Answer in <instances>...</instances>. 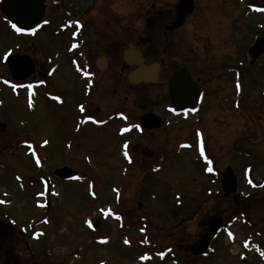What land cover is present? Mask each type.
Returning <instances> with one entry per match:
<instances>
[{
  "label": "rangeland",
  "instance_id": "obj_1",
  "mask_svg": "<svg viewBox=\"0 0 264 264\" xmlns=\"http://www.w3.org/2000/svg\"><path fill=\"white\" fill-rule=\"evenodd\" d=\"M145 1L126 0L125 6H113L114 11L97 3L90 20L96 24L100 35L106 31L119 34L108 22L110 16L134 14V9ZM176 1L163 0L164 14L170 13L172 3L174 5ZM197 2L198 10L188 16L178 29L167 31L162 36L161 29L170 20L169 17L158 22L162 24L158 26L157 23L158 27L150 19L146 23L139 20L135 28H125L134 32L129 40H134L146 24L148 30L144 37L153 40V46L164 41L170 48L173 41L174 52L191 58L197 66L208 67L209 54L215 56L218 51L230 52V40L234 39L230 30L233 32L238 22V13L233 12L229 20L226 17L228 11L217 16L212 14V6L216 5L210 0ZM53 12V6L49 7L48 16ZM246 36L249 35L245 30V47L249 43ZM63 46L64 40L51 39L42 32L34 40L14 38L7 34L0 20V56L11 48L16 56L27 54L40 63L45 55L51 56V51L57 48L61 51ZM260 67L257 64L245 65L246 88L257 89L258 84H264V69H258ZM5 71L6 67L0 66V77ZM195 75L199 76L197 71ZM58 76L56 78L61 85H57L56 80L54 84L63 88L65 80L61 77L64 74ZM72 80L65 81L66 89L68 83H74ZM100 85L97 94L107 93L106 83L101 82ZM66 89L63 94H72ZM145 90L132 88L128 97L123 95V91H117L114 96L109 92L113 106H125L133 116H137L142 113V95L148 93L155 98L157 89ZM250 94L251 97L252 94L259 97L260 91ZM0 101L4 106L0 113V124H3L0 131V225H8L7 233L0 232V264H243L239 259L242 252L239 243L228 245L221 236L207 257H192L190 247L200 243V235L216 218L223 225H236L237 240L246 236L248 230L245 225H256L264 234V190L253 203H244L239 211H236V205L229 196L224 201L210 200L205 193L209 187L207 178L194 163L192 153L181 149L177 154L172 132L160 145L163 157L160 165L155 168L147 165L155 161L154 151L146 157L139 156L135 164L128 166L118 157V146L123 139L116 137L115 132L120 123H112L104 129V133L89 128L73 132V135L72 124L66 122L68 114H64V109L55 108L42 100L36 112L29 113L30 105H25L27 91L12 94L11 90L3 89ZM97 103L96 99L89 101L91 112L99 107L103 117L112 110L104 103ZM211 112L213 115L209 124L213 128L209 131L215 138L211 148L213 153H217L222 145H219L220 135L216 132L220 130L223 133V127L229 125V120H226L229 118L223 112L213 109ZM232 130L231 127L223 135L230 137ZM180 132V142L191 138L187 130ZM129 139L137 140L134 135ZM22 142H30L31 150L23 145L17 148ZM239 146L259 152L264 148L253 149L255 146L245 144ZM226 152L227 163L235 167L238 160L231 158L228 150ZM219 159L222 160L219 165L223 166L225 161L221 157ZM243 164L244 161H241V166ZM62 166L76 170L78 176L69 181L55 178L53 171ZM241 169L237 175L241 179L240 186L246 191ZM41 178L50 181L49 194L45 193ZM177 194L188 209L174 208ZM138 202H142L141 207L137 206ZM242 210L246 213L245 217L239 213ZM95 221L99 224L93 228ZM14 231L19 236H13ZM177 247L181 249V257L177 255ZM187 254L189 258L185 256ZM246 262L260 264L252 258H247Z\"/></svg>",
  "mask_w": 264,
  "mask_h": 264
},
{
  "label": "flooded vegetation",
  "instance_id": "obj_2",
  "mask_svg": "<svg viewBox=\"0 0 264 264\" xmlns=\"http://www.w3.org/2000/svg\"><path fill=\"white\" fill-rule=\"evenodd\" d=\"M3 1L0 0V20L8 35L14 38L34 40L42 32L51 39L64 40L61 51L59 48L51 51L52 55H45L40 63L30 55L21 54L20 56L27 57L33 62L31 75L23 80L14 79L7 66L8 59L11 56H16L13 49L6 50L0 56V66L6 67V71L0 77V91L3 89L11 90L12 94L18 91H27L28 104L30 105L29 113L36 112L37 107H39L38 103L42 100L52 104L55 108L64 109V114H68L67 117L65 116L66 122L72 124V133L86 131L85 129L89 128L104 133L106 132L104 129H108L112 123H120L121 125L115 132L116 137L123 139L118 146V157L128 166L135 164L139 156L146 157L154 151L156 152L155 161L147 165H153L154 168L160 165L163 161L162 146L160 145L162 140L167 139V135L172 132V139L176 142L177 154H180L181 149L185 153H192L193 158L195 157L194 163L207 178L209 187L207 186L206 196L210 200L222 201L229 196L233 199L234 206L236 205V211H239L238 209L243 207L244 203H253L259 193L264 190V148H262L264 147V84H258L257 89L255 87L246 88L245 76H247V72L244 69L245 65L257 64L259 67L264 65V53L257 56L253 64L248 55V50L253 45L255 38L264 37L262 0H210L212 4L216 5L212 6L213 15L217 16L228 11L226 17L231 20L233 12H236L238 13L236 19L238 22L233 32L230 30L231 36H234V39L231 38L230 40V52L221 53L218 51L215 56L209 54L208 67L197 66L191 58H184L179 55V52H174L175 44L173 41L170 48L169 44L164 41L155 43L153 46L151 44L153 40L144 37L148 30L146 24L134 40H129L134 32H132L133 30L129 32L125 28H135L137 25L135 23L139 20H144L146 23L150 19L149 21L155 22L154 25L157 26L158 22L160 23L164 18L169 17L170 20L161 29L162 36L167 31L178 29L182 24L178 27L174 24L178 19L177 6L180 0H177L174 5L172 3L171 11L167 15L162 9L163 0H146L140 3L136 10L134 9V14L110 16L111 19L108 22L113 24V29L119 34H115L114 31L113 33L106 31L102 35L97 31L96 24L90 20L96 4L100 3L114 11L117 7L125 6L126 0H45L43 18L29 35L17 32L12 28L11 22L1 12ZM192 1L193 10L190 14L185 15L183 21L198 10L199 3L197 0ZM52 6L54 12L48 16L49 7ZM110 15L112 14L110 13ZM259 21L262 22L259 23ZM160 25L162 24L158 26ZM245 30L249 35L245 38L249 42L246 47L244 45ZM128 48L134 52L132 61L137 59V53L142 64L157 65L156 80L143 81L138 84H133L130 81L131 73L138 66L124 60V52ZM117 54L118 57H116ZM6 55L8 56L7 60L4 59ZM258 69H264V66ZM123 71L127 73L124 74ZM196 71L199 76L195 75ZM61 73L64 74L61 79L64 78L66 82L70 79L74 81V83H68L67 89L65 81L63 88L54 84L56 80L57 85H61L57 79ZM176 76L177 81L174 83V98L172 99L169 95L170 83ZM101 82L106 83L107 93L97 94L101 88ZM13 85H17V87H13ZM28 85L32 87H28ZM153 87L157 89L155 90V98L148 93L142 95L140 110L142 113L140 115L133 116L130 109L125 106H113L112 96L117 91H123V95L128 97L132 88L146 89L145 91L148 92L149 88ZM57 89L61 91H57ZM65 89L72 94H63L62 91ZM109 90L112 96H110ZM257 90L260 91L259 97H254L253 94L251 97L250 92L255 93ZM213 97L214 99L211 100ZM93 99L98 100L97 104L104 103L112 110L103 117L100 116L101 109L99 107L91 112L88 103ZM1 104L0 113L4 110V106ZM81 106L84 107L83 112L80 110ZM212 109L218 113H225L226 117L229 118L226 119L229 120V125L223 127V133L231 127L233 128L230 137L224 136L216 128L219 131L216 134L220 135L219 145H222L217 153L212 152L211 143L215 138L213 135L211 136V131H209L213 128L209 124V118L213 115ZM46 119L51 121V119ZM183 130H187L191 138L180 142V131ZM132 135L137 140L131 141L129 137ZM140 140L144 143H141ZM25 144L29 145L30 142L18 143L17 148ZM243 144L255 146L253 149L262 148L263 151L245 150L239 146ZM158 146L161 149L158 150ZM201 148H203V155H201ZM227 150L231 158L238 160L235 167H231L232 165L226 161ZM224 151L225 153H223ZM219 157L225 161L226 165H219V162L222 161ZM209 160L212 162L210 165L208 164ZM241 161H244L242 166ZM209 167L212 168L211 172L208 171ZM239 169H241L242 182L246 191H243L240 186L241 179L237 175ZM224 174L229 176V180H232V177L235 180L236 193L231 194V196L225 195V190L221 186V179ZM232 186L233 184L230 187ZM235 196H237V202H235ZM175 199L177 200L175 209L186 210L189 208L183 205L180 194L175 195ZM141 205L142 202L137 203L138 207ZM239 213L242 217L246 216L244 210ZM227 224L223 225L207 252H200L199 243H194L189 252L192 257H207L213 251L215 241L221 236L228 245H234L235 242L239 243L242 250L239 259L243 264L247 263L242 261L243 256L248 259L252 258L256 263L264 264V234H261L256 225H245L248 230L246 236L237 240V232L234 231L236 225ZM6 226L8 225H3V227L0 225L2 234L7 230ZM207 232L208 225L200 238L202 239ZM239 233L243 234L244 232L239 231ZM12 235L19 236L15 231ZM254 238L261 240L254 241ZM177 255H181V249L178 247ZM185 256L189 258L188 254Z\"/></svg>",
  "mask_w": 264,
  "mask_h": 264
},
{
  "label": "water",
  "instance_id": "obj_3",
  "mask_svg": "<svg viewBox=\"0 0 264 264\" xmlns=\"http://www.w3.org/2000/svg\"><path fill=\"white\" fill-rule=\"evenodd\" d=\"M264 5V0H263ZM45 9V0H4L1 7V12L5 17L17 27L22 29L24 33H31L34 28L39 24L43 17ZM193 10L192 0H180L177 6L178 19L174 26H179L182 24L183 19L186 14H190ZM264 53V39H256L255 44L249 49L248 54L253 60ZM134 56V52L131 49L125 51L124 58L126 61L132 65H137L139 68L131 73L129 79L132 83L138 84L143 81L156 80L157 78V65H144L142 60H139V56L136 53L137 59L132 61L131 58ZM8 69L12 77L16 80H23L27 78L33 71V62L27 57L11 56L7 62ZM179 77V76H178ZM181 77V76H180ZM177 76L170 83V93L171 98H174L173 87L174 83L177 81ZM3 130V125H0V131ZM77 171L70 167L63 166L61 168L55 169L53 174L62 180L70 179L77 175ZM229 176L224 174L221 179V186L225 190V195H230L235 193L236 185L235 180H229ZM46 189L49 190V181L43 180ZM233 184L232 187H230ZM235 196V200H236ZM99 222L94 223V227L98 226ZM223 223L220 219H213L210 221L208 226V233L201 239L199 243V250L205 251L209 248L213 239L219 233Z\"/></svg>",
  "mask_w": 264,
  "mask_h": 264
},
{
  "label": "snow or ice",
  "instance_id": "obj_4",
  "mask_svg": "<svg viewBox=\"0 0 264 264\" xmlns=\"http://www.w3.org/2000/svg\"><path fill=\"white\" fill-rule=\"evenodd\" d=\"M12 27H13L17 32H21V31H22V29L19 28V27H17L15 24H13ZM4 59L7 60V59H8V56L6 55V56L4 57ZM5 83H7V81H5ZM13 87H17V85H13ZM28 87H32V86H31V85H28ZM80 110H81V112H83V111H84V107L81 106ZM125 131H127V129H125ZM45 143H47V142H45ZM201 155H203V148H201ZM211 163H212V162L209 160V161H208V164L210 165ZM208 171L211 172V171H212V168L209 167V168H208ZM249 183H251V181H249ZM0 202H2V201H0Z\"/></svg>",
  "mask_w": 264,
  "mask_h": 264
}]
</instances>
